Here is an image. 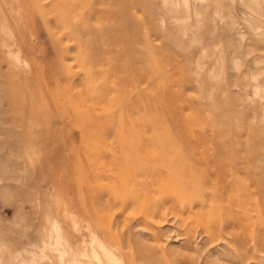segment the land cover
I'll return each mask as SVG.
<instances>
[{
    "label": "rangeland",
    "instance_id": "obj_1",
    "mask_svg": "<svg viewBox=\"0 0 264 264\" xmlns=\"http://www.w3.org/2000/svg\"><path fill=\"white\" fill-rule=\"evenodd\" d=\"M102 263L264 264V0H0V264Z\"/></svg>",
    "mask_w": 264,
    "mask_h": 264
},
{
    "label": "bare ground",
    "instance_id": "obj_2",
    "mask_svg": "<svg viewBox=\"0 0 264 264\" xmlns=\"http://www.w3.org/2000/svg\"><path fill=\"white\" fill-rule=\"evenodd\" d=\"M104 248V247H103ZM107 251V250H106ZM101 252V251H100ZM63 253V252H62ZM103 264V263H102Z\"/></svg>",
    "mask_w": 264,
    "mask_h": 264
}]
</instances>
